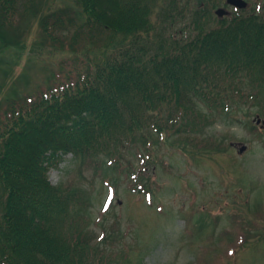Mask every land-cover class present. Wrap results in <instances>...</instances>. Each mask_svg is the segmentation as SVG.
<instances>
[{
	"label": "trees",
	"instance_id": "trees-1",
	"mask_svg": "<svg viewBox=\"0 0 264 264\" xmlns=\"http://www.w3.org/2000/svg\"><path fill=\"white\" fill-rule=\"evenodd\" d=\"M23 1L0 0V55L10 49L4 29L13 15L21 16L14 8ZM72 1L80 20L78 35H87L90 47L83 64L78 55L71 58L80 70L74 86L50 98L14 89L10 97H0V187L8 194L0 208V264H101L95 235L82 224L89 196L79 188L63 192L46 182L42 165L58 152L71 153L81 168L108 177L114 172L113 163L106 167V158L121 154L124 139L139 143L153 128L169 131L165 115L194 121L198 128L202 103L209 120L236 111L249 117L252 110L242 105L257 106L255 112L264 117V0H248L247 9L222 19L213 11L224 0ZM25 2L46 6L48 1ZM31 8L29 15H35ZM60 16L62 12L56 20ZM49 29L46 25L43 33L52 38ZM244 81L255 95L239 104ZM226 98L231 108H225ZM256 133L264 145V132ZM225 140H230L227 135L208 145L216 154H227ZM232 163L241 175L238 180L245 181L243 165L237 158ZM255 183H243L245 193L226 194L217 214L208 209L188 214L190 244L210 239L205 264L220 256L232 260L230 247L251 254L248 260L256 254L264 264V195L257 192L264 194V188L255 191ZM118 233L102 243H121ZM104 255L105 264H134L123 246Z\"/></svg>",
	"mask_w": 264,
	"mask_h": 264
},
{
	"label": "rangeland",
	"instance_id": "rangeland-1",
	"mask_svg": "<svg viewBox=\"0 0 264 264\" xmlns=\"http://www.w3.org/2000/svg\"><path fill=\"white\" fill-rule=\"evenodd\" d=\"M8 31H10V29H8ZM11 33L12 31L9 32V34ZM10 45V49L5 50V55H0L1 96H8L10 94L5 83H3V71L9 74L10 77L8 80L11 83L15 84L19 81L29 83V79L31 87L33 84L31 78L37 75L36 70L40 67H44L42 64L45 65L48 61L47 69L48 73H51L53 71L52 65L54 59L62 61L67 58L60 53L55 55L54 53L57 52H51L50 50H52V48H48L50 50L41 51V53L36 54L35 57H28V52L23 51L24 54H19L16 58L15 56L18 50H16L11 43ZM38 45L42 46L40 42H38ZM43 48H46V46ZM24 73L26 76H29V78L22 80V78H24ZM3 102L4 101L0 102V104ZM246 134L247 132L245 129L238 126L237 123L219 122L211 128L209 136L227 135L228 138L231 139L228 142L232 141L234 143L238 142L246 145L245 151L240 153L238 148L234 147L235 145L233 148L231 147L227 154L223 155L217 156L216 151H210L208 154L209 157H213L211 160L203 158V161H199L198 163L194 162V164L191 165L186 163L185 158L173 151V149H164L163 152L166 153V156L163 157V160L168 162L169 171H157L155 181L161 185V190L157 193V202L161 201L164 204L165 211L176 213V210L181 206H184V208L188 207L187 199L190 194L195 193L197 195L199 208L206 209V207H209L218 213L221 212L222 207L216 199L211 197L212 192L219 191L221 196L222 193L225 192L227 194L231 192L245 193L246 189L242 188V184L244 183L247 185L251 181H256L255 184L257 188L255 191L258 188H264V153L259 144L257 142H251V140H249L250 136ZM208 138L209 137L204 138L205 147L209 142ZM67 157V160L61 163L57 168H49L50 170H48L47 176L48 181L52 185H57L63 181L64 178L69 180L75 179L76 171L70 164V156L67 155ZM233 158H237L243 165L242 169L244 170L245 181L238 180L241 175L239 176L235 171V165L232 163ZM68 168L70 169L68 170ZM149 175L150 172L147 173V176ZM200 182H203V184ZM87 185L89 184L87 183ZM93 185L95 194L90 196V200L94 203V206H91L89 212L93 216L94 225L100 221V223L104 222L102 227L105 228L104 230L107 234L108 225L113 222L115 216L120 214L121 223H123L125 228L130 225H132V227L135 225L140 226V229L138 228L137 230L133 227L131 232H133L132 236L139 245H148V242L150 244L149 247L144 250L145 254L142 258V264H188V261L192 259V257L189 258L187 253L178 251L180 247V242L178 240L180 239V232L184 228L185 221L171 219L170 217L167 220H164V217H155L153 214L154 208H145L144 199L139 195L131 194L130 192L127 193L125 185L120 186L115 193L112 189H109L106 193L105 188H101L99 180H96ZM82 188H84V185ZM247 190L249 191V187H247ZM259 190L257 192L264 195ZM110 202V208L113 207L114 210L106 216L105 219L108 221L106 223L101 215L105 214L102 213V210H104V207L109 205ZM129 215H131V217H129ZM100 223L95 226V229L98 231H101ZM144 224L150 226V229L148 230ZM157 226L161 228L158 232L156 230ZM110 234L112 233L108 232V235ZM133 238H126V241L128 243H133L135 241ZM252 256L253 258L248 260L246 258H251V254L248 252L246 254L239 253L235 260L233 259L234 261L230 262L232 264H263V261H258L256 254ZM253 260L254 262H251Z\"/></svg>",
	"mask_w": 264,
	"mask_h": 264
},
{
	"label": "water",
	"instance_id": "water-1",
	"mask_svg": "<svg viewBox=\"0 0 264 264\" xmlns=\"http://www.w3.org/2000/svg\"><path fill=\"white\" fill-rule=\"evenodd\" d=\"M228 3L233 4V5L237 6V7H244V3L242 1H240V0H228ZM217 14H219L221 16L223 14V12L222 11H218ZM241 150L243 151L244 148L241 149Z\"/></svg>",
	"mask_w": 264,
	"mask_h": 264
}]
</instances>
